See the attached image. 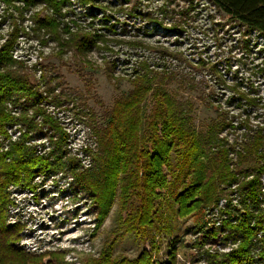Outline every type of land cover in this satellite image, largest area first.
<instances>
[{"label":"trees","instance_id":"16d2710c","mask_svg":"<svg viewBox=\"0 0 264 264\" xmlns=\"http://www.w3.org/2000/svg\"><path fill=\"white\" fill-rule=\"evenodd\" d=\"M25 1L31 3L35 0ZM43 1L58 11L66 0ZM95 1L84 0L93 6ZM174 1L171 0V3ZM210 1L246 31L256 30L264 34V0ZM193 3L190 0L189 6L181 10L173 5L171 11L167 5L159 8L162 14L173 19L169 30L183 33V24L188 22L192 10L189 8ZM98 7L106 8L102 4ZM145 14L149 20L163 24L161 18L152 12ZM37 20L39 26L46 27L58 37L61 46L58 55L73 51V63L79 69L91 63L87 54L93 47H99V39L108 41L103 35L78 32L69 38H61L55 17L46 15ZM16 36L15 28L0 45V264H64L62 259L45 260L44 254L24 250L19 244L23 224L8 220L12 216L11 186L34 191L35 175L43 174L47 178L65 168L92 195L98 207V226L117 203L118 231L136 233L142 239H155L151 228L159 229L154 224L165 218L163 203H167L168 199L177 204L175 213L179 217L193 215L204 219L205 211L211 204L220 207L223 184L237 183L240 207L228 200L219 210L227 213L219 227L226 233L223 236L226 244L233 247L226 252L208 251V260L213 264H264V236H258L260 231H264V196L260 182V174L264 171L261 161L264 157L263 128L249 127L247 139L241 143L242 148L234 159L230 155L234 144L222 136L223 130L232 124L229 112L219 107L220 118L213 120L207 130H197L193 123L194 103L179 99L168 88L172 83L187 85L189 89L204 94L206 104H213L210 97L214 96L215 90L210 89L208 81L205 78L197 80L178 65L160 70L153 68L147 60L140 63L135 76L130 78L116 76L114 64L106 62L105 73L116 89H119L123 79H128L133 89L115 100L106 114L105 123L99 125L84 92L69 87L63 74L53 64L47 66L42 79H37L26 65L12 57ZM105 46L108 47V44ZM152 48L155 49L154 46ZM158 50L161 55L186 59L182 51L169 50L165 46L158 47ZM198 63L197 69H207L210 76L225 82L215 62L199 56ZM85 84L87 93H90V80L85 79ZM233 89L249 104H257V98L249 97L238 87ZM148 103H151L149 111L146 110ZM46 106H66L88 126L90 140L82 150L91 155L92 166L85 167L77 156L70 155L67 148L70 134L57 112L47 110ZM39 116L41 123L36 121ZM9 124H21L23 129L26 127L19 140H9ZM43 127H47V138L52 146L47 152L39 153L37 145H30L27 141L35 139ZM173 153L178 157L176 163L172 160ZM166 169L171 171V177ZM216 235L213 231L204 238ZM178 242L179 236L175 235L167 262H160L154 257L153 250L157 248L155 240L151 242V249L143 248L132 258L114 256V244L110 242L90 262L178 264Z\"/></svg>","mask_w":264,"mask_h":264},{"label":"rangeland","instance_id":"374dc122","mask_svg":"<svg viewBox=\"0 0 264 264\" xmlns=\"http://www.w3.org/2000/svg\"><path fill=\"white\" fill-rule=\"evenodd\" d=\"M189 1L96 0L93 6L84 0H66L61 9L55 11L43 0L31 3L25 0H0V45L16 28L12 57L26 65L37 79H42L47 66L53 64L63 74L69 87L84 92L99 125L105 123L106 114L115 100L133 89L128 79H123L119 89H116L105 73L107 61L114 64L116 76L125 78L134 77L143 60L159 70L166 66L183 67L197 80L205 78L208 81L210 89L215 90L214 96L210 97L213 104H206L207 97L189 89L187 85L172 83L168 86L169 90L179 99L194 103L192 114L197 130H207L213 120L220 118L219 107L229 112L232 124L223 130L222 136L234 144L230 155L236 159L238 150L242 148L241 143L247 139L249 127L263 128L264 135V34L256 30L246 31L210 0H193L188 22L183 24V33L169 30L173 19L170 15L162 14L159 8L167 5L171 11L173 5L181 10L189 6ZM99 4L106 8L98 7ZM132 9L137 13H133ZM147 11L161 18L163 24L146 18ZM46 15L55 17L61 38H69L78 32L103 35L108 41L99 39V47H93L87 54L91 63L79 69L73 63V51L58 55L61 49L58 37L51 30L38 25L37 18ZM160 46L182 51L186 59L161 55L158 50ZM199 56L215 62L225 82L210 76L207 69H197ZM85 79L91 82L90 93H87ZM233 87L247 92L249 97L257 98V104H249ZM46 107L57 112L70 134L67 145L70 155L77 156L85 167L92 166L91 155L82 150L90 140L88 126L66 106ZM150 108L151 103H148L146 110ZM29 113L33 114V111ZM36 121L41 123L42 118L39 116ZM10 124L7 126L9 140L17 141L26 127L23 129L21 124ZM46 130L47 127H43L35 139L27 141L30 145L35 143L39 153L47 152L52 146ZM177 159L176 153H173V162L176 163ZM261 161L264 163V157ZM166 171L171 177V171ZM43 177V174L35 175L34 191L11 186L10 198L14 206L10 209L12 216H9L8 222L23 224L21 239L25 237V229L29 228V242L41 248L28 252L44 254L45 260L59 258L64 260V264H92L90 261L98 257L110 242L114 244V256L132 258L143 248L151 249V242L155 240L157 248L153 250L154 257L160 262H167L175 235L179 236L178 264H213L208 260V251L226 252L233 247L226 244L223 237L226 233L219 227L227 213L219 210L228 200L240 207L237 183L223 184L220 207L211 204L205 211L204 219L193 215L179 217L175 213L177 204L168 199L167 203H163L165 218L154 224L159 229L151 228L155 239H142L136 233L118 231L117 203L98 226V207L92 195L66 168L47 178ZM260 182L264 196V171L260 174ZM206 230H210V233H206ZM213 231L217 234L215 237L204 238ZM258 236L263 238L264 231H260Z\"/></svg>","mask_w":264,"mask_h":264},{"label":"built area","instance_id":"2783aa9c","mask_svg":"<svg viewBox=\"0 0 264 264\" xmlns=\"http://www.w3.org/2000/svg\"><path fill=\"white\" fill-rule=\"evenodd\" d=\"M43 178H45V177H43ZM13 206H14V203L10 206V209H11ZM14 222H15V221H14ZM14 222H12V223H14ZM28 229H29V228H26L25 231H24V235H25V237L22 238V239L20 240V246H21L23 249L27 250V251H38V249L41 248V246H39V245H32V244L29 242V236H30V234H29V230H28Z\"/></svg>","mask_w":264,"mask_h":264}]
</instances>
